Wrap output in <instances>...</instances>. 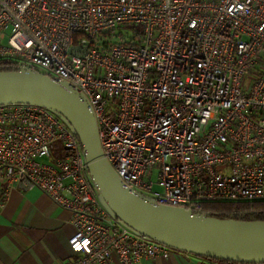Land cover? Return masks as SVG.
Listing matches in <instances>:
<instances>
[{
    "label": "built area",
    "instance_id": "1",
    "mask_svg": "<svg viewBox=\"0 0 264 264\" xmlns=\"http://www.w3.org/2000/svg\"><path fill=\"white\" fill-rule=\"evenodd\" d=\"M0 60L75 92L143 199L192 213L264 200V0H0ZM33 188L70 212L67 264L190 254L107 207L62 115L0 105V205Z\"/></svg>",
    "mask_w": 264,
    "mask_h": 264
},
{
    "label": "water",
    "instance_id": "2",
    "mask_svg": "<svg viewBox=\"0 0 264 264\" xmlns=\"http://www.w3.org/2000/svg\"><path fill=\"white\" fill-rule=\"evenodd\" d=\"M28 103L62 115L74 129L107 207L135 231L201 257L264 263V220L218 218L157 206L129 191L103 158L94 118L71 89L34 72L0 70V105Z\"/></svg>",
    "mask_w": 264,
    "mask_h": 264
},
{
    "label": "crops",
    "instance_id": "3",
    "mask_svg": "<svg viewBox=\"0 0 264 264\" xmlns=\"http://www.w3.org/2000/svg\"><path fill=\"white\" fill-rule=\"evenodd\" d=\"M74 228L70 212L43 191L11 190L0 205V264H67L74 256L68 238ZM141 264H226L214 259L172 252Z\"/></svg>",
    "mask_w": 264,
    "mask_h": 264
},
{
    "label": "trees",
    "instance_id": "4",
    "mask_svg": "<svg viewBox=\"0 0 264 264\" xmlns=\"http://www.w3.org/2000/svg\"><path fill=\"white\" fill-rule=\"evenodd\" d=\"M14 66L10 61L0 60V70H13ZM197 213L214 216L218 218H232L241 220H264V200L260 201H218L203 202ZM213 259V258H210ZM226 264H264V263H243L221 259H214Z\"/></svg>",
    "mask_w": 264,
    "mask_h": 264
},
{
    "label": "rangeland",
    "instance_id": "5",
    "mask_svg": "<svg viewBox=\"0 0 264 264\" xmlns=\"http://www.w3.org/2000/svg\"><path fill=\"white\" fill-rule=\"evenodd\" d=\"M5 40H6V36L4 35L3 36V39H2V42H5ZM155 188H158V187H155ZM105 203V202H104Z\"/></svg>",
    "mask_w": 264,
    "mask_h": 264
}]
</instances>
